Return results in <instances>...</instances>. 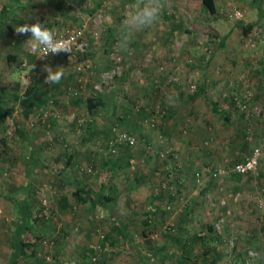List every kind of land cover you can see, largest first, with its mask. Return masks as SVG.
<instances>
[{
    "label": "rangeland",
    "instance_id": "rangeland-1",
    "mask_svg": "<svg viewBox=\"0 0 264 264\" xmlns=\"http://www.w3.org/2000/svg\"><path fill=\"white\" fill-rule=\"evenodd\" d=\"M60 1L57 0L54 5L56 8L64 6L70 11V15L78 19L75 24L70 25L84 26L86 37H89V47L83 54L65 53V56L61 57L63 60L67 55L71 57L64 66V80L69 86L64 88L62 84L65 82L61 80L60 85L50 84L55 85L54 89L67 94L65 90H73V84L80 77L85 81L83 87H80L81 91L83 88L85 93L88 89L91 92L99 91L94 88V84L100 81L101 72L110 65L109 52L116 47L122 56V72L110 85H102L100 89L104 91L109 87L108 91H114L120 96L119 99H131L127 100L130 108L136 110L137 106L140 110L145 105L142 104L145 103L144 100L153 98L155 93L151 89L152 84L149 91L147 86H150L151 81L157 84L154 80L156 77L163 81L161 85L164 88L174 81L177 82L179 77L187 76L198 86L200 74L204 73L201 63L203 67L211 69L207 62L216 59L232 61L233 58L236 60L234 66L227 69L214 67L212 73L218 75V81L230 75L231 80L236 79L239 83L240 76L243 75L247 82L245 89L252 91L249 100L253 104H250L258 106L250 110L248 101L244 109L232 104L231 119H226L223 113H208V107L203 102L198 115L186 118L188 122L195 123L197 120L201 125L200 129H193L191 126L194 123L188 124L184 119L180 131L182 135L171 141L160 130L163 118H159L155 125H145L148 127L145 134L138 130L133 131L137 136L134 146L120 147L114 153L106 152L105 145L113 132L112 129L101 134L96 132L85 139L84 133L89 132L91 120H84V113L75 115V112L71 114L67 109H58L51 113L50 107L46 108L48 112L43 113L41 118L53 119L51 122L60 128L61 133L66 132L65 129L70 128L69 125H74L77 127L74 134L83 138L72 144L68 137H64L61 145L55 149L59 158L42 161L40 172L33 179L28 193L34 201L31 208L33 228L25 232L24 238L31 242L36 240L37 243L33 247L36 254H32L28 259L29 264H70L73 261L79 264L82 254L91 244H99L100 248L95 253V260L89 254L87 264H245L250 252L247 251L246 256H242L247 236H264V175L257 173L255 169L244 176L230 173L213 177L208 169L215 165L228 167L239 155L247 154L255 144H260L264 139V94L259 97L261 102H253L251 85L254 86L257 82L255 78H251L248 67L241 70V67L236 65L242 62L241 59H264V22L262 18L257 20V1L253 4L250 0H216V11L209 13L200 0H164L159 21L150 28L133 34L127 50L121 46L122 22L129 14L133 0H99L96 1L97 6L95 0H82L80 4L63 0V6ZM261 5L264 10V0ZM234 9H240L242 15H232ZM250 19L255 23L252 29L243 33L242 25ZM205 23L218 31L220 37L224 35V45L218 46L216 43L219 39L201 29L205 28ZM6 56L7 49L1 48L0 67L6 74L4 79L7 77ZM48 60L39 61V66L36 65L34 70L39 74L41 68L38 67H45ZM80 61L89 63V66L84 72L77 73L75 66ZM23 69L27 70V73L31 72L29 67ZM30 69L32 70L33 66ZM163 70L165 72H162ZM161 72L165 75L162 80ZM45 73L47 72L44 69L43 74ZM154 75L157 76L153 77ZM173 76L177 79L172 80ZM2 84L4 85L3 82ZM216 87L221 89L220 85ZM262 88L264 93V85ZM134 92L140 93L142 102L132 99ZM221 94H216V98L211 96L209 101L215 102L220 97L219 100L223 102L224 96ZM130 101L132 103H129ZM99 109L96 111L97 119L104 114ZM80 118L83 120L79 121ZM16 124H21L17 115H9L7 120L4 118L0 124L4 129L0 133L3 132L7 137V143L4 144L7 146V153L3 151V146H0V153L7 155L4 159L8 171L17 174V178L10 182V185L7 181L4 182L5 187L1 185L3 189L8 188L10 191L20 180L19 174L25 165L23 160L26 159L30 148L13 141L18 128L13 127ZM218 132L221 136H217ZM66 140L69 141L68 144ZM185 140L191 143L190 146L182 144ZM217 145L220 146V155L223 157L214 161L210 153ZM165 149H170L176 157L169 155L167 158H161L160 153ZM63 150H68L69 153L74 151L78 160L69 163L60 155ZM262 153L264 156V144ZM7 158L11 159L12 163H9ZM122 164L125 165L122 167ZM197 170L203 171L199 180L194 175ZM135 171L152 173L149 187L155 195L167 193L174 198H182L177 200V203L173 201L174 198L168 201L161 197L150 203L142 202L138 205L140 208L133 210L137 213H133V205H130L133 203L132 196L126 192L121 194L119 207L107 208L97 205L85 213L87 201L76 202L70 192H66L82 182L81 180L94 187L93 189H98L104 177V182L114 178V182L123 191L128 185L135 184L130 178ZM63 193H67L74 204L72 210L61 208L57 204L59 195ZM0 202H4L3 198ZM135 205L137 206V203ZM43 207H47L49 211L46 216L40 214ZM16 212L1 210L0 231L11 229L7 223L10 225L16 219ZM183 213L187 214L188 220H183ZM145 219L149 221L148 224L144 222ZM122 224H126L124 232L128 237L120 233ZM209 226L212 229H209ZM37 233L43 235L45 242L35 238ZM110 233L112 239L108 236ZM170 236L181 237V241H174ZM203 249H207L208 253L203 254ZM232 249L241 255L233 256ZM260 249L264 251V240ZM216 250L222 255L213 262V251ZM253 250L258 252L255 248ZM91 253L94 255L92 247Z\"/></svg>",
    "mask_w": 264,
    "mask_h": 264
},
{
    "label": "crops",
    "instance_id": "crops-1",
    "mask_svg": "<svg viewBox=\"0 0 264 264\" xmlns=\"http://www.w3.org/2000/svg\"><path fill=\"white\" fill-rule=\"evenodd\" d=\"M72 1L79 2L80 4L82 0H72ZM96 1L99 0H95L97 6L98 2ZM250 1L253 4L254 2L256 3L257 1L256 3V5L258 6L257 20L262 18L264 22V10L261 7L262 6L261 2H263V0H250ZM54 2L57 4V0H0V51L1 48L7 49V56H6L7 77L4 79V81L3 80L0 81V88L6 91V94L5 96H3L2 99L3 105L6 108L5 110L6 113L4 115L5 116L4 118L7 120V117L9 115H11V117L17 115V117L21 121V124L20 125L16 124L15 126H13L14 128L18 127L16 132V137H14L13 141L19 145L30 147L25 157L26 159L23 160L25 165L22 167L21 173L19 174L20 180L17 181V183L14 185L15 186L14 189L11 191L8 188L3 189L1 185L3 184V186L5 187L4 184L5 181H7L8 185H10V182H12L17 178V174L11 173V170L8 171V169L5 167L6 160L4 159V157L6 158L7 155L6 154L3 155V152L0 153V199L3 198L4 200V202H0V204L2 205V206L0 205V212L1 210L17 211L16 219L18 217L17 214L19 212L20 204L22 203L21 199L23 198L25 199V196L28 195V193L30 192L33 179H35V177H37V175L40 172L39 167L42 164V161L45 162L53 161L59 158V155L55 151V149L57 150L56 147L61 145L60 142L63 141L64 137H68L70 139V143L72 144L75 142L77 143L79 139L83 138L82 136L78 137L74 134L75 129L77 128L74 125H69L70 128L65 129L67 131L61 133L60 128L56 126V124H53L51 122V120L53 119L49 118L46 120L45 117L41 118L43 113L45 114L48 112L47 111L48 109L46 110V108L50 107L51 113L58 109H67L71 114L75 112L74 113L75 115H80L79 113L81 114L84 113V117L88 121L91 120L88 129L89 132L86 131V133H84L86 136L84 138L87 139L89 138V136H92V134H95L96 132H99L101 134L107 130H111V129L114 130V128L131 131V132L138 130V132L145 134L146 133L145 129H148V127L145 126L147 125L145 123V120L150 116L153 117L157 116L155 108L157 105L160 104L165 109L166 114L163 116L162 124L159 127L160 130L164 132L166 138L172 141L176 139L177 136L182 135L180 131H181V127L184 125L183 123L184 119L186 120V118H188L191 115L196 116V114L197 115L199 114L198 111L203 102L208 107V113L213 115L223 113L226 116L225 117L226 119L228 118L231 119L230 114L233 112V107H232V104H234L233 99L238 96L242 97L244 92L246 91L245 86L247 82H245L243 75L240 76L241 82L239 83L238 80L236 79L231 80L230 79L231 77H229L230 75L220 78L221 80L218 81L216 79L218 78V75H216L214 72L212 73L214 67L215 68L224 67L227 69V68H231L230 66H234L236 63V60L234 58L232 59V61H229L228 59L226 61L225 59H216V61L211 60L207 62V66L211 65V69H208V67L206 68L203 67V64L201 63L202 72L204 73L200 74L198 81L199 85L198 86L196 85L195 89L193 90L189 86V79H191V77L188 76L182 78L179 77V80L177 82L174 81L170 83L166 88H164L161 85V82L163 81H159L160 79H157V77L154 78V80L157 81V84H153L151 81L150 86H147V89L149 91V88L151 87L152 84L151 89L155 94L154 96H152L153 98L144 100L145 103L142 104L145 105H143V107H141L140 110L139 107L137 106H136V110L133 109V107L130 108V106L127 104L128 102L127 100H131V99L129 98L119 99L120 96L117 95L114 91H108L110 90L109 87L108 88L106 87L104 91L99 89V91L92 90L93 92H91V90H89L88 88H87L88 91L86 90V93L84 92V88L83 91H81L80 87H83V83H85V81H83V79L80 77H78L77 79L79 81L76 80L75 83L73 84V88H74L73 90L72 89L71 91L65 90L67 94H65L64 91L62 92L59 89H54L55 85L53 86L45 82V77L47 76V73L43 74L45 69L43 65L38 67L41 68L39 74L36 70H34L36 65L39 66L40 60L37 58L36 55H33V53H31L32 50L29 44L26 43V41L30 38V33L27 35H19L15 31L16 27L24 23H28V24L35 23L37 19H39L44 26L53 28L56 31L57 30L59 31L67 26H73L70 24L73 23L75 24V22H77L78 19L75 18L74 15L72 14L71 16L70 13H68L70 11L64 8L62 4L63 0L60 1L61 6H63L61 8H56ZM215 4H216V0H215ZM248 22L252 23V25L255 23V21H253L252 19H250ZM82 24L83 23H81V25ZM87 39L89 40L88 36ZM106 40L107 39H105V43ZM33 56L35 58H33ZM62 56H65V53L52 55L50 59L46 62L45 66L49 65L53 69H57V67L59 66L64 67L66 63L70 60V58L69 55H67L68 57L66 56L67 58L63 60L61 59ZM241 61H242L241 63H238L236 65L240 66L241 70L246 69L245 67H248L250 70L251 78L252 79L255 78V81L257 82L256 85L254 86H252L253 84L251 85L253 90V96H252L254 100L253 102L256 103V101H260L259 97L261 96V94L262 95L264 94L262 91L263 89L262 86L264 85V59L253 57L246 60L241 59ZM32 66L33 69L31 70L30 67ZM26 67H29V70L31 72L27 73V70L23 69ZM21 69H23V71ZM183 69L185 70V67H183ZM154 71L156 70L154 69ZM162 72H165V70H163ZM155 76L157 75H154L153 77ZM163 76H165L164 73H162L161 80L164 78ZM62 81L65 82L64 77ZM2 82L4 83V85L2 84ZM60 84L62 83H59V85ZM237 84L240 85L238 86ZM218 85L221 86V89H218L219 87H216ZM28 86H32L33 90L30 92L28 96V99L30 101V108L28 107L25 109V107L20 102V99H14L12 97V93L21 94ZM62 86L64 88L65 87L67 88L69 85H67L65 82V84H62ZM213 90H215L214 92L216 93H214ZM190 92L192 94H190ZM212 93L214 94L212 95ZM216 94L217 96L219 94L224 96L223 102L219 100L220 97L215 101V103L209 101V98H211V96L216 98L217 97ZM90 96L94 97L93 103H95L96 101L98 102V105L93 109L90 108L87 103V99ZM168 96H172L173 98L178 97V101L176 102L175 106L169 105L167 101ZM28 99H26V101H28ZM114 99H116V101ZM132 99H135L136 102L137 101L142 102L143 100L139 92L138 93L134 92V94H132ZM129 103H132V101H130ZM250 103L251 102L249 100V104ZM257 106L258 105H251L250 110L251 108ZM98 108H100L99 111L100 110L103 111L102 113H104L103 114L104 116L102 115V117L97 119L96 111ZM30 119H33L34 121L31 122ZM1 123H3V119L0 121V124ZM191 123H194V121L188 122V124ZM200 126L201 125H199V122L196 120L191 127L193 129L194 128L200 129ZM3 130L4 129L0 125V132ZM219 135L221 136V134L218 132L217 136ZM5 138L7 137H5L4 133L3 132L0 133V146H3L2 148L3 151L7 153V146L5 147L4 145L7 143L5 142L6 141ZM148 138H149V131L147 134V139ZM67 140L66 143L69 142ZM170 143L171 142L169 141L168 144ZM182 144L184 146L187 145L190 146L191 143H188V140H185L182 142ZM187 150H189V148ZM220 150L221 149L219 145H217L214 149H212L210 154L212 155L214 161L219 160L223 157L222 155H220ZM69 152L70 151L68 150L66 151L63 150L60 153V155L61 157L65 158L69 163H73L76 160H78L77 153H75L74 151L73 153H69ZM248 153H250V151ZM248 153L244 155H239V157L235 159V161L233 162L244 159L246 155H248ZM186 155H188V153ZM7 161L9 163H12L11 159L8 160L7 158ZM123 165L125 164H122V167ZM12 169L14 170L13 167ZM256 171L257 173H261L264 175L263 153H261ZM124 174L128 175V173H124ZM127 175H125V177ZM130 178L134 180L135 184L128 185L126 187L127 189H124L123 191L120 190V187L116 184V182H114V178H111L110 179L111 181H108L106 187L108 188V186L113 182L116 186L117 192H119L117 203L114 208L119 207V204L121 203V201H119L121 194L122 193L124 194L126 192L127 194H130L132 196L131 201L133 203H130V205L131 206L133 205V208L131 209L133 213H137L133 210L134 209L137 210L138 208H140V206L138 205L142 202L150 203L152 200H157L159 197H161V199L164 198L165 200L168 199L172 200L174 198L171 195H167V193L166 194L162 193L160 196H157L155 195V193L152 192V189L151 187H149V184L152 182L151 178H153V175L150 171H145V172L135 171L133 172V176H130ZM81 181L82 182L80 183H83L85 186H90L89 184L85 183V181L83 180ZM136 182H138V184ZM90 187L94 188L92 186ZM106 187L104 188L105 191H107ZM59 197L57 199V204L59 205V207L64 208L60 205ZM181 198L182 196L175 197L173 201L177 203V200H180ZM68 199L70 202V206L68 207V209L72 210L74 207V206L72 207V205L74 204L71 203L69 197ZM87 203L88 204H86L84 210L85 213H87L92 208L90 206V202L87 201ZM135 203H137V206L136 205L134 206ZM111 207L112 206L107 205V208H111ZM181 209L184 208L181 207ZM186 216L187 214L183 213V220L185 219L188 220ZM15 220H13L10 223V225L7 223V226H10L12 228ZM128 224L129 221L127 225ZM8 230L11 229H7L6 232L3 230L0 231V264H7L10 257L11 231ZM121 230L126 232V224L125 225L122 224ZM170 238L171 239L173 238L174 241H176V239L181 241V237L170 236ZM247 238L248 239L245 241L244 253L242 252V256L245 257L247 251H252V249L255 248L258 250V253H260V255L264 257V251L260 249L261 243L264 240V236L263 235L254 236V237L247 236ZM127 239L128 238H125V240ZM203 250L201 252H203ZM232 250H233V256L241 255L240 252L236 253L234 249ZM253 251L256 252V250ZM213 252L215 253V255L217 253H220L219 250ZM221 255L219 256L221 257ZM260 264H264V260H262Z\"/></svg>",
    "mask_w": 264,
    "mask_h": 264
},
{
    "label": "trees",
    "instance_id": "trees-1",
    "mask_svg": "<svg viewBox=\"0 0 264 264\" xmlns=\"http://www.w3.org/2000/svg\"><path fill=\"white\" fill-rule=\"evenodd\" d=\"M200 1L202 5L204 6V8L209 13H214L216 11L217 6L215 4V0H200ZM203 26H205V28L204 29L201 28V29L206 31L208 35L212 36L213 38L217 37V39H219L218 42L216 43L218 44V46L223 45L224 38H225L224 35L220 37L218 31H216L214 28L207 25L206 23ZM252 26H253L252 23H249V22L242 25L243 33H246L247 31L252 29ZM188 30H190V27ZM6 60H7V57H6ZM2 69L3 68L0 67V81H2L4 77L6 76L5 72ZM32 90H33V87L28 86L24 90V92H22L21 94L12 93V97L14 99H20V102L25 107V109L28 107L30 108V101L28 99V96ZM5 94H6V91L0 88V121L2 119L4 120V117H5L4 115L6 113L5 111L6 108L4 107L3 102H2L3 96H5ZM26 99H28V101H26ZM93 99L94 97L92 96L88 97L87 99V103L89 107L92 109L98 105L97 101L93 103ZM238 175L239 174H237V176ZM105 179L106 177L101 179L100 188L98 189H93L90 186H85L83 183H78L71 189L66 190V192L67 191L70 192V194L73 196V199L76 202L89 201L91 207H95L97 205H100L102 207H106L107 205L115 207L118 196H119V192H117L116 186L113 182L107 188L106 186L108 184V181H106L107 183L104 182ZM105 187L107 191L104 190ZM21 200H22V203L20 204L18 217L14 221L13 226L11 228L10 257H9L7 264H29L28 259L32 256V254L33 255L36 254V252L34 251L35 249H33V247L35 246L37 241L34 240L33 242H31V241L25 240L24 238L25 232L28 229L33 228V225H32L33 216L31 213L32 211L31 208L33 207L32 205L34 201L29 195H26L25 199L23 198ZM59 201H60V205L64 208H68L70 206L67 193L61 194L59 197ZM144 222L146 224L149 223V221L146 219L144 220ZM209 229H212V227L209 226ZM120 233L122 236L124 237L126 236V233L123 230H121ZM108 236L112 239L111 233ZM35 238H38V241H40L43 238V235L41 233L40 234L37 233L35 234ZM203 253H208L207 249H204ZM219 255L221 254L217 253L216 255H214L215 258H213V262H215L220 257ZM82 256H83L82 261L79 264H87V259L90 258L89 253L85 251L82 254Z\"/></svg>",
    "mask_w": 264,
    "mask_h": 264
},
{
    "label": "built area",
    "instance_id": "built-area-1",
    "mask_svg": "<svg viewBox=\"0 0 264 264\" xmlns=\"http://www.w3.org/2000/svg\"><path fill=\"white\" fill-rule=\"evenodd\" d=\"M232 15L236 17H240L242 15V12L240 9H234L231 12ZM255 32V31H254ZM58 38H70L73 40L77 46L83 45L84 51H86L89 47V41L85 35L84 26L75 25V26H67L62 28L61 30H57ZM83 51V52H84ZM79 52V53H83ZM78 53V51L73 48L72 53L67 54H75ZM110 65L109 67L101 72L100 74V81L94 84V88L100 89L102 85H110L114 78L116 76H119L122 72V56L120 53H118V49L114 47L110 52ZM39 55V53H36V56ZM53 54H49L46 57L40 58L37 57L40 61H46L48 60ZM89 66V63H86L84 61H80L76 64L75 70L76 72H84L86 68ZM172 80H176L177 78L173 76L171 78ZM189 86L193 90L196 87V84L189 79ZM252 91L251 89H246L242 97H235L233 99V102L236 106L240 107L241 109H244L247 106V101L249 102V99L251 98ZM155 111L157 113L156 117L150 116L148 117L145 122L146 124L155 125L157 123V120L159 118H163V116L166 114L165 109L159 104L156 106ZM159 116V117H158ZM158 117V119H157ZM85 120L86 118L83 117ZM82 118L78 119L79 121L83 120ZM264 138V137H263ZM137 143V136L135 133L131 131L121 130L114 128L112 134L108 139L106 140V152L108 153H114L117 152V150L120 147L125 146H134ZM264 144V139L260 144H255L250 153L246 155V157L240 161H236L231 163L228 167L224 166H213L209 167L210 174L214 177H220L224 174H240L245 175L248 173L253 172L259 163V159L262 153V145ZM161 158H167L169 155L172 157H176V154L170 151V149H165L164 151H161ZM203 171L197 170L194 172L195 178L197 180L200 179L202 176ZM45 205V204H44ZM46 206V205H45ZM49 211L47 207H43L41 210V213L43 216L48 215ZM45 242V240H43ZM91 247L94 249V255L91 253ZM100 248L99 244H91L90 247L87 249V252L91 254V257L93 260L97 258V255L95 254L97 250ZM70 264H76L75 261L71 262Z\"/></svg>",
    "mask_w": 264,
    "mask_h": 264
},
{
    "label": "clouds",
    "instance_id": "clouds-1",
    "mask_svg": "<svg viewBox=\"0 0 264 264\" xmlns=\"http://www.w3.org/2000/svg\"><path fill=\"white\" fill-rule=\"evenodd\" d=\"M164 8V0H133V4L129 14L126 15L122 22L121 46L127 50V45L130 42L133 34L150 28L154 23L158 22ZM19 35H27L30 33V38L26 41L29 44L34 54L39 53L37 57L43 58L50 53L58 55L60 53H72L73 48L78 52L84 51V46H77L70 38H58L56 30L46 27L37 19L35 23H24L15 28ZM71 58V57H70ZM47 76L45 82L48 84L59 83L64 75V67H57L53 71L49 65L45 66ZM170 106H175L178 97H167ZM264 257L260 253L250 251L245 264H260Z\"/></svg>",
    "mask_w": 264,
    "mask_h": 264
}]
</instances>
